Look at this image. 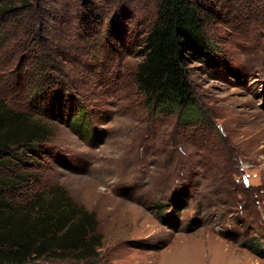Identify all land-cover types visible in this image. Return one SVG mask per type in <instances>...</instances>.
Segmentation results:
<instances>
[{"label": "rangeland", "instance_id": "374dc122", "mask_svg": "<svg viewBox=\"0 0 264 264\" xmlns=\"http://www.w3.org/2000/svg\"><path fill=\"white\" fill-rule=\"evenodd\" d=\"M207 5L222 61L190 65L205 114L186 125L134 82L155 0H0V100L48 132L4 192L57 188L101 236L95 259L33 264H264V0Z\"/></svg>", "mask_w": 264, "mask_h": 264}, {"label": "trees", "instance_id": "16d2710c", "mask_svg": "<svg viewBox=\"0 0 264 264\" xmlns=\"http://www.w3.org/2000/svg\"><path fill=\"white\" fill-rule=\"evenodd\" d=\"M210 1L155 0L142 60L134 70V82L145 105L155 114L177 116L178 122L186 125L205 114L189 83L190 65L199 63L212 69L222 61L205 30ZM43 91L38 89L37 96L43 98ZM84 117V109L78 108L69 125L78 134L93 135ZM47 133L46 128L0 100V264H33L45 259L84 262L98 257L101 236L96 234V216L60 190L54 188L22 201L4 192L24 181L6 173H14L10 170L12 160L21 161L17 154L38 158Z\"/></svg>", "mask_w": 264, "mask_h": 264}, {"label": "bare ground", "instance_id": "6f19581e", "mask_svg": "<svg viewBox=\"0 0 264 264\" xmlns=\"http://www.w3.org/2000/svg\"><path fill=\"white\" fill-rule=\"evenodd\" d=\"M215 180H218V179H215ZM126 183V182H125Z\"/></svg>", "mask_w": 264, "mask_h": 264}]
</instances>
